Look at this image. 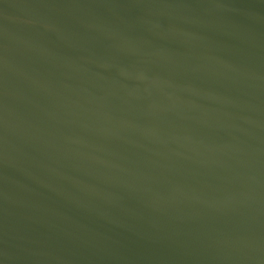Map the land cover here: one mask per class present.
<instances>
[{"label": "water", "instance_id": "obj_1", "mask_svg": "<svg viewBox=\"0 0 264 264\" xmlns=\"http://www.w3.org/2000/svg\"><path fill=\"white\" fill-rule=\"evenodd\" d=\"M0 264H264V0H0Z\"/></svg>", "mask_w": 264, "mask_h": 264}]
</instances>
